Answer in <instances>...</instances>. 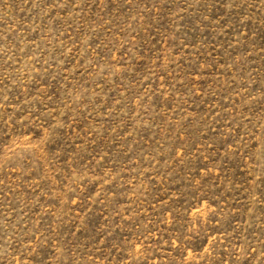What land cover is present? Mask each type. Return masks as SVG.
Returning a JSON list of instances; mask_svg holds the SVG:
<instances>
[{
  "label": "rangeland",
  "instance_id": "obj_1",
  "mask_svg": "<svg viewBox=\"0 0 264 264\" xmlns=\"http://www.w3.org/2000/svg\"><path fill=\"white\" fill-rule=\"evenodd\" d=\"M0 264H264V0H0Z\"/></svg>",
  "mask_w": 264,
  "mask_h": 264
}]
</instances>
